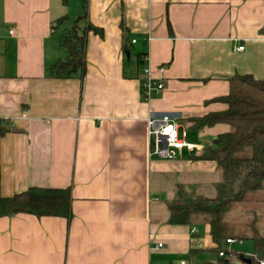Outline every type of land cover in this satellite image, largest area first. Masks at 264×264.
<instances>
[{"label": "crops", "instance_id": "obj_1", "mask_svg": "<svg viewBox=\"0 0 264 264\" xmlns=\"http://www.w3.org/2000/svg\"><path fill=\"white\" fill-rule=\"evenodd\" d=\"M67 2L0 0V196L32 186L72 194L69 218L1 216L0 264L216 260L209 225L192 233L169 223L168 204L193 173L216 170L190 156L230 129L195 130L189 119L227 108L211 99L229 93L232 75L264 78V0H88L103 35L87 34L82 76L57 78L51 66L67 55L59 37L74 20ZM145 67L165 84L151 99ZM163 114L201 148L151 156L148 119Z\"/></svg>", "mask_w": 264, "mask_h": 264}, {"label": "trees", "instance_id": "obj_2", "mask_svg": "<svg viewBox=\"0 0 264 264\" xmlns=\"http://www.w3.org/2000/svg\"><path fill=\"white\" fill-rule=\"evenodd\" d=\"M88 4V0H83L82 12L59 37L67 55L52 64L54 77L82 76L86 70L87 34L93 31L103 35L101 27L88 21ZM68 19L63 16L56 22ZM228 80L229 93L211 99L227 104V108L189 119L195 130L217 123L230 125L228 131L213 138L200 154L190 156L217 163L222 177L213 182L216 194L206 197L179 185L168 204V220L192 227L209 225L215 246L207 250L218 254L223 249L225 255H217L208 264H264V78L236 73ZM71 202L70 187L32 186L10 196H0V217L30 213L69 218ZM228 238L238 242L250 240L253 254L233 249ZM198 251L191 249V255Z\"/></svg>", "mask_w": 264, "mask_h": 264}, {"label": "built area", "instance_id": "obj_3", "mask_svg": "<svg viewBox=\"0 0 264 264\" xmlns=\"http://www.w3.org/2000/svg\"><path fill=\"white\" fill-rule=\"evenodd\" d=\"M132 41L136 42V39H133ZM243 49L244 45L235 47V50ZM143 60H146L145 55ZM144 72L148 75V77L143 82V94L146 99H151L165 88V84L163 81H160L151 75L149 67H145ZM148 123L149 137L151 139V156H156L162 159H174L179 155V151L183 149L194 151L201 148V146L197 143L188 141L185 137L179 135V124L174 117L168 114L152 115L149 117ZM197 231V226H193L191 232L196 233ZM227 242L229 244H233L236 240L228 238ZM159 246H162V244H159ZM224 255V250H220L218 256L223 257ZM178 264H189V262L183 259L180 260Z\"/></svg>", "mask_w": 264, "mask_h": 264}, {"label": "rangeland", "instance_id": "obj_4", "mask_svg": "<svg viewBox=\"0 0 264 264\" xmlns=\"http://www.w3.org/2000/svg\"><path fill=\"white\" fill-rule=\"evenodd\" d=\"M64 9H66L67 15L74 19L82 12V3L79 4L78 2H74V0H68ZM63 30V29H62ZM58 33H60V28H58ZM135 60V57H134ZM187 130V140H192L194 142H198L199 139L194 136L190 129L186 128ZM183 128L179 129V135L182 136ZM195 175V176H194ZM193 177H196L197 181H192V184L187 185V189L189 192L194 191L195 193L202 194L206 197H213L216 194V189L213 186V182L218 181L222 177L221 170L217 167L216 170L213 172H198L196 174H192ZM233 249L238 251H243L249 254H253V243L250 240H245L238 242L236 241L233 245ZM213 256V254H212ZM215 257V255H214ZM204 260L203 258H198V262Z\"/></svg>", "mask_w": 264, "mask_h": 264}, {"label": "water", "instance_id": "obj_5", "mask_svg": "<svg viewBox=\"0 0 264 264\" xmlns=\"http://www.w3.org/2000/svg\"><path fill=\"white\" fill-rule=\"evenodd\" d=\"M127 53L129 54V51ZM248 261H250V260H248Z\"/></svg>", "mask_w": 264, "mask_h": 264}]
</instances>
